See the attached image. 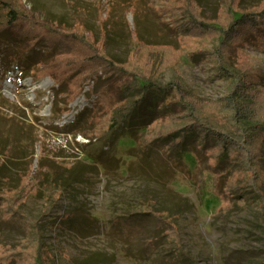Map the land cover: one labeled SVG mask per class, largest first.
<instances>
[{
	"label": "rangeland",
	"instance_id": "rangeland-1",
	"mask_svg": "<svg viewBox=\"0 0 264 264\" xmlns=\"http://www.w3.org/2000/svg\"><path fill=\"white\" fill-rule=\"evenodd\" d=\"M197 1L208 18L223 2ZM260 1L242 0L240 8L250 9ZM22 3L46 20L84 25L96 39H104V50L115 61L144 58L134 43L143 49L147 44L176 47L179 60L156 77L160 85L179 79L185 89L211 101L228 91L227 79L213 62L186 58L197 49L210 51L212 43L179 41L165 15L169 0ZM18 47L7 34H0V187L15 192L22 176L40 173L42 178L45 172L47 185H37L19 211L39 218L41 242L57 264H264V212L256 200L223 203L212 193L207 178L196 187L161 154H140L135 136L115 140L108 129L109 113L97 107L92 93L96 81H85L75 93L69 86L59 87L39 69L23 78ZM242 51L229 64L245 67L253 75V85L264 91V50L249 45ZM146 131L141 128L136 136L141 138ZM105 143L114 152L107 148L100 156ZM260 165L264 195V160ZM150 207L182 211L176 224L182 250L192 262L178 260L171 251L173 244L159 237L154 221L145 214ZM67 212L75 213L82 223L60 222L58 216ZM35 240L34 230L0 219L3 245L33 246ZM60 248L63 255L56 254Z\"/></svg>",
	"mask_w": 264,
	"mask_h": 264
},
{
	"label": "trees",
	"instance_id": "trees-1",
	"mask_svg": "<svg viewBox=\"0 0 264 264\" xmlns=\"http://www.w3.org/2000/svg\"><path fill=\"white\" fill-rule=\"evenodd\" d=\"M169 1L165 15L179 41L212 43L210 51L197 49L188 52L186 58L214 63L229 84L221 99L200 98L185 89L179 79L166 85L156 82L165 68L179 60L176 47L147 44L143 49L134 43L141 54L144 52V58L139 60L140 55L131 63L115 61L106 54L104 39H96L84 25L46 20L27 9L23 0H0V34H7L20 45L19 56L23 59L17 64L23 78L39 69L59 87L69 86L75 93L81 91L85 81H96L97 90L92 93L97 107L109 113L108 129L115 140L135 136L140 154H161L164 161L187 174L196 187L207 178L212 193L223 203L256 200L264 212L259 183L260 162L264 160V91L253 85V75L245 67L229 64L231 57L242 56L245 46L264 50V0L247 10L240 8L242 0H223L209 18L197 0ZM141 128L147 131L139 138L136 133ZM107 148L111 154L114 152L105 143L98 154L103 156ZM37 174L22 176L15 192L0 187V219L19 223L26 231L32 229L36 236L33 246L0 243V264H57L41 242L39 218L19 211L28 196L37 191V185H47L45 172L42 178ZM145 204L150 205L148 201ZM181 212L179 208L162 211L150 207L145 214L154 221L159 237L173 244L174 256L192 262L180 243L176 220ZM58 220L82 223L73 212L59 215ZM54 226L60 228V223ZM63 253L62 248L56 250L57 255Z\"/></svg>",
	"mask_w": 264,
	"mask_h": 264
}]
</instances>
